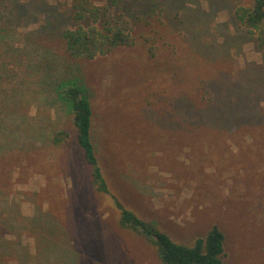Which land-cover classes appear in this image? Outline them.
<instances>
[{
    "label": "rangeland",
    "instance_id": "obj_1",
    "mask_svg": "<svg viewBox=\"0 0 264 264\" xmlns=\"http://www.w3.org/2000/svg\"><path fill=\"white\" fill-rule=\"evenodd\" d=\"M132 46L65 51L73 0H0V264H161L117 201L173 241L213 226L223 264H264V50L250 0H91ZM99 26V23L97 24ZM75 81L108 193L56 89Z\"/></svg>",
    "mask_w": 264,
    "mask_h": 264
},
{
    "label": "trees",
    "instance_id": "obj_2",
    "mask_svg": "<svg viewBox=\"0 0 264 264\" xmlns=\"http://www.w3.org/2000/svg\"><path fill=\"white\" fill-rule=\"evenodd\" d=\"M71 11L74 20L90 22L87 26H77L61 32L65 51L74 58L93 59L105 55L119 46H132L133 40L125 26L126 20L112 18L106 6L95 5L91 0H73ZM235 20L254 37L256 45L264 50V0H250L234 10ZM99 23V26L97 25ZM57 97L72 117L76 131V142L90 168L92 186L97 192L108 193L107 181L102 173L91 139L92 106L86 90L75 81H66L56 89ZM120 210L119 225L143 236L156 250L161 264H223L224 234L213 226L205 237L197 238L192 245L173 241L160 231L117 201Z\"/></svg>",
    "mask_w": 264,
    "mask_h": 264
}]
</instances>
